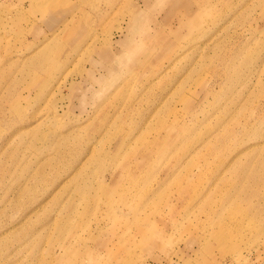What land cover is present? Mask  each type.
I'll list each match as a JSON object with an SVG mask.
<instances>
[{
    "label": "rangeland",
    "instance_id": "1",
    "mask_svg": "<svg viewBox=\"0 0 264 264\" xmlns=\"http://www.w3.org/2000/svg\"><path fill=\"white\" fill-rule=\"evenodd\" d=\"M188 8L0 0V264H264V0Z\"/></svg>",
    "mask_w": 264,
    "mask_h": 264
},
{
    "label": "bare ground",
    "instance_id": "2",
    "mask_svg": "<svg viewBox=\"0 0 264 264\" xmlns=\"http://www.w3.org/2000/svg\"><path fill=\"white\" fill-rule=\"evenodd\" d=\"M172 1V4H173V7H176V8H178V7H180V6H184V10H185V12L189 15V13H191V10H190V8H188L189 7V3L191 2V0H171ZM205 2V1H204ZM196 3H198V2H196ZM208 3V2H207ZM200 4V3H199ZM209 5V4H208ZM202 7H204V6H202ZM213 7V6H212ZM216 7H218L217 5H216ZM211 8V7H210ZM200 9V8H199ZM205 9V8H204ZM216 9V8H215ZM206 10V9H205ZM208 10V9H207ZM198 11V10H197ZM200 13V12H199ZM263 13V12H262ZM201 14V13H200ZM206 14V13H205ZM136 15H137V13H136ZM191 15V14H190ZM162 16V15H161ZM264 16V15H263ZM57 18V17H56ZM55 19V18H54ZM134 21H138L139 22V26H140V28H138V32H139V34L138 35H140V37L139 38H137V40H135L134 39V43H144V44H141V45H139L138 46V50H140V49H144V48H146L147 47V45H146V43L147 42H150L151 40L152 41H154V40H156V39H158V38H155L154 37V35H158L159 33H158V30L160 31V28L161 27H163L167 22H166V16H164L163 18H159V20H155L156 22H154V24L153 25H151V24H147V22H142V19H140V18H138V19H136V17H134ZM197 20V19H196ZM182 24V23H181ZM194 24V23H193ZM199 24H200V22H199ZM196 25H198V24H196ZM201 25V24H200ZM201 27V26H200ZM203 27V26H202ZM207 27V26H206ZM198 29V28H197ZM200 30V29H199ZM171 32H173V31H171ZM175 33V32H174ZM176 35V34H175ZM91 36V35H90ZM86 40V39H85ZM89 41H88V46H94V49L96 50L97 49V47H98V38L97 37H93V36H91L90 37V39H88ZM169 40V39H168ZM167 39H164L163 40V45H165V47H168V46H170V44H169V41H168ZM87 41V40H86ZM83 42V41H82ZM111 41L109 40V42H108V48H106V53L108 54L109 53V55L112 53L113 54V50L111 49ZM170 48V47H169ZM179 49V48H178ZM104 50V49H103ZM180 52V51H179ZM108 55V56H109ZM167 56V55H166ZM135 57V56H134ZM164 58V57H163ZM162 58V59H163ZM136 60H139L138 58H137V56H136ZM159 60V59H158ZM166 60V59H165ZM134 61V60H133ZM161 61V60H160ZM164 62V61H163ZM128 63V62H127ZM135 63V62H134ZM154 63V62H153ZM159 63V62H158ZM137 65V64H136ZM158 66V65H157ZM156 68V67H155ZM150 76V75H149ZM151 81V80H150ZM150 83V82H149Z\"/></svg>",
    "mask_w": 264,
    "mask_h": 264
}]
</instances>
